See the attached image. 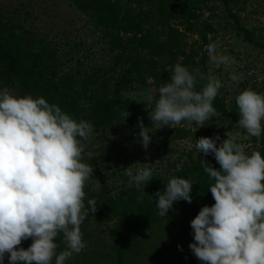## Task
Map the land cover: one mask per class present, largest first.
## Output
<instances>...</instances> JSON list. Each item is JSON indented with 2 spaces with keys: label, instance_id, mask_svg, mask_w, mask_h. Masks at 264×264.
<instances>
[{
  "label": "clouds",
  "instance_id": "9594fccd",
  "mask_svg": "<svg viewBox=\"0 0 264 264\" xmlns=\"http://www.w3.org/2000/svg\"><path fill=\"white\" fill-rule=\"evenodd\" d=\"M209 41L212 34L208 33ZM209 62L228 65L231 58L219 54L217 44L205 46ZM167 83L142 93L151 127L141 129L139 142L145 150L155 131L177 128L182 122L205 126L216 116L214 100L225 85L209 72L190 71L179 63L168 69ZM243 74L231 73L239 83ZM204 81L200 88L197 85ZM243 140L264 136V93L246 89L236 96ZM151 109V110H149ZM122 121L131 115L120 113ZM94 133L88 120H76L58 104L43 96H20L8 87L0 89V264L8 255L9 264H66L81 253L87 243L81 225L97 211L94 198L87 199L85 186L94 174L86 143ZM196 140V151L212 154L220 168L200 159L203 171L214 181L209 190L215 203L204 206L191 221L194 242L189 247L204 264H264V154L247 151L240 133ZM147 158V157H146ZM133 164L124 169L128 184L140 190L153 180L151 163ZM194 183L172 176L166 189L153 197L158 214L167 216L174 202L192 203ZM86 201V202H85ZM62 238L64 250L57 251ZM32 240L27 249L18 247Z\"/></svg>",
  "mask_w": 264,
  "mask_h": 264
},
{
  "label": "trees",
  "instance_id": "16d2710c",
  "mask_svg": "<svg viewBox=\"0 0 264 264\" xmlns=\"http://www.w3.org/2000/svg\"><path fill=\"white\" fill-rule=\"evenodd\" d=\"M262 2L264 7V0ZM70 3L102 31L110 50L115 53L113 67L104 69L101 66L96 73L67 69L58 45L46 37L24 32L19 18L9 16L0 4V84L9 88L20 86L23 96H43L76 120L90 121L94 126L93 134L127 123L139 129L141 118L145 127H151L146 106L127 92L147 89L148 85L157 90L168 82L171 73L167 70L177 63L207 75L205 46L225 34L229 26L246 42L264 48V42L257 38L255 31L242 25L241 12L247 9L250 0H70ZM218 10L225 25L214 18ZM208 33L212 34V41ZM191 34L199 36L198 47L188 44ZM203 83L201 81L197 87ZM220 93L213 102L217 114L206 123L213 128L224 123L217 133L220 137L227 131L245 134L236 125L239 120L236 100L228 105L222 89ZM126 110L131 115L122 121L120 113ZM246 142L259 143L256 150L264 154V136ZM200 159L220 168L215 159L191 157L183 163L174 161L169 165L171 171L153 169V180L146 184L142 202L137 199L140 190L134 184L129 186L127 176L119 191L109 186L95 188L86 184V201L94 198L97 211L89 214L81 225L87 247L74 255L82 259L79 256L71 258L66 264H74L78 259L80 264H129L132 255H138L136 248L145 243L148 233L159 227L170 232L168 243L181 248V258L189 264H204L189 247L194 242L191 221L204 206L215 203L208 189L214 181L203 171ZM172 176L194 183L193 199L192 203L174 202L167 216L162 217L152 196L157 191L163 192L167 179ZM102 227L110 231L112 251H104L102 238L94 240L93 231ZM57 242L60 244L57 251L64 250L62 238ZM31 244L32 240L28 239L18 247L27 249ZM4 264H9L7 254Z\"/></svg>",
  "mask_w": 264,
  "mask_h": 264
},
{
  "label": "rangeland",
  "instance_id": "374dc122",
  "mask_svg": "<svg viewBox=\"0 0 264 264\" xmlns=\"http://www.w3.org/2000/svg\"><path fill=\"white\" fill-rule=\"evenodd\" d=\"M262 3V0H250L247 9L241 12V20L245 28L254 30L257 38L264 42ZM0 4L9 16L19 18L24 25V32L31 36L46 37L58 45L59 54L66 62L67 69L96 73L99 67L111 69L116 63L115 53L110 50L102 31L97 30L91 19L76 9L70 0H0ZM28 10L30 13L27 14ZM214 18L223 25L226 24L220 10ZM187 41L189 45L198 47L200 40L198 35L191 34ZM215 43L218 53L229 56L231 60L228 65L217 66L210 63L208 57V73L211 72L224 83L225 86L221 89L226 95L228 105L233 104L236 96L246 89L264 93V48L246 42L242 36L237 35V30L232 26H229L228 31L219 36ZM190 50L188 46L187 51ZM233 72L243 74L238 84L229 79ZM4 87L9 88L8 85L0 84V89ZM9 89L14 94L23 96L20 86ZM147 89L155 90L152 85H148ZM147 89L131 90L127 95L137 101H143L142 93ZM223 126L224 123L214 128L210 124L199 127L194 123L185 122L177 128L164 127L154 134L150 133L152 142L147 150L139 142L138 134L141 129L131 127L129 123L95 133L85 142L86 151L91 152L93 157H85V162L94 167V174L86 184L95 188L109 186L119 191L126 177L123 170L135 163L133 171L142 163H151L152 169L167 172L172 170L169 165L174 161L183 163L191 157L213 160L214 155L205 156L196 151V140L201 137L215 138ZM227 132L220 137L217 145L228 138ZM229 132L233 135L240 133V140L246 144L249 153L250 150L260 147L259 143L244 141L241 131ZM97 229L98 231H93L94 240L102 238L105 244L103 248H106L104 251H112L109 229ZM170 235L167 229L161 227L150 231L144 240L147 244L140 243L142 246L136 248L138 255H132L129 264H189L181 258V248L169 245ZM78 256L74 255L73 258L77 259ZM79 259L81 260L82 256H79ZM78 260L74 261V264H80Z\"/></svg>",
  "mask_w": 264,
  "mask_h": 264
}]
</instances>
